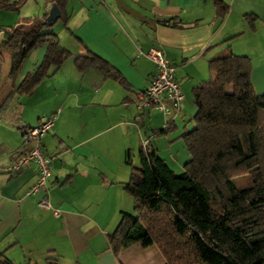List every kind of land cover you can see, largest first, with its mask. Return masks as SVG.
Wrapping results in <instances>:
<instances>
[{"label":"crops","instance_id":"crops-1","mask_svg":"<svg viewBox=\"0 0 264 264\" xmlns=\"http://www.w3.org/2000/svg\"><path fill=\"white\" fill-rule=\"evenodd\" d=\"M214 1L67 0L66 22H57L62 47L72 55L92 53L124 78L128 90L94 68L79 73L72 57L32 95H17V123L7 120L0 103V253L16 264H165L153 246L131 245L118 256L108 248L106 236L120 213H132L133 203L123 190L130 174L126 156L131 159L143 144L157 153L151 138L156 130L171 124V132L177 131L175 120L182 124V116L189 118L184 124L189 123L196 112L191 91L211 79L207 63L212 58L227 52L248 57L253 93L264 94V0H218L227 7L223 17L216 15ZM53 3L24 0L19 11L43 19ZM1 13L14 26L22 21ZM244 16L253 19L252 29ZM166 18H175L180 28L158 22ZM39 49L27 73L42 59L44 49ZM153 49L173 67L184 98L178 112L167 117L152 108H135L136 95L156 75L145 57ZM225 91L230 93V87ZM54 114V126L42 138L51 176L29 196L38 177L36 165L14 173L6 169L23 154L21 133ZM186 128L183 125L173 141L180 140ZM41 201L49 208H42Z\"/></svg>","mask_w":264,"mask_h":264},{"label":"trees","instance_id":"trees-1","mask_svg":"<svg viewBox=\"0 0 264 264\" xmlns=\"http://www.w3.org/2000/svg\"><path fill=\"white\" fill-rule=\"evenodd\" d=\"M53 2L60 10L56 23L65 24L67 0ZM23 3L1 0L0 11H19ZM213 6L223 17L227 7L218 0ZM44 19L24 18L0 31V54L2 50L10 54L11 81L29 53L44 48L40 63L15 88L18 96L32 95L72 57L79 73L94 68L102 78L128 90L124 78L92 53L72 55L60 46ZM244 19L252 29L253 19ZM158 22L180 28L175 18ZM250 62L227 52L207 63L211 79L191 91L196 111L189 120L192 128L178 136L188 155L181 173L170 171L150 148L138 149L137 165L126 156L130 174L123 190L133 207L131 214L120 213L113 232L106 236L113 255L140 244L155 247L165 264H264V94L253 93ZM170 128L166 125L153 136L168 135ZM0 264L16 263L0 253Z\"/></svg>","mask_w":264,"mask_h":264},{"label":"built area","instance_id":"built-area-1","mask_svg":"<svg viewBox=\"0 0 264 264\" xmlns=\"http://www.w3.org/2000/svg\"><path fill=\"white\" fill-rule=\"evenodd\" d=\"M145 57L154 64L156 75L146 90L136 95L135 108L140 112L152 108V110L160 112L166 117L171 114V111L178 112L177 110L184 98L180 86L173 78V67L164 59L159 50H149ZM56 117L57 114L51 115L37 126L28 128L21 133L23 154L6 169L7 172L14 173L28 164L36 165L38 177L36 183L27 193L29 196L36 194L40 188L45 187L51 176L50 161L44 155L42 138L52 130ZM141 148L144 150L145 144ZM39 205L45 209L49 208L45 201H41ZM58 214L56 211L55 215L58 216Z\"/></svg>","mask_w":264,"mask_h":264},{"label":"rangeland","instance_id":"rangeland-1","mask_svg":"<svg viewBox=\"0 0 264 264\" xmlns=\"http://www.w3.org/2000/svg\"><path fill=\"white\" fill-rule=\"evenodd\" d=\"M31 11H32L31 7L26 8V13H30ZM1 12H2L1 13L2 16L3 14H13V16H16L20 20H23L24 18H30L29 16H22L21 15L22 13H20V11H14L12 13H6L5 11H1ZM26 15H29V14H26ZM4 16H10V15H4ZM9 21L10 20L7 17H0V31L2 30V26L12 27L13 24L12 23L9 24ZM61 28L62 27L60 23H55L52 26H49L47 30L53 31L57 35V33L59 32L61 33ZM60 46H64L63 41L60 42ZM39 48H43V47H37L29 53L28 57L26 58L24 62L22 70L20 71V73L17 75V77L13 81L8 79V72H9V66H10V54L9 52L5 50L1 51V54H0V103L2 104L1 107L4 111V116L7 117V120L9 122H12V123L18 122L17 113H16L17 112L16 103L17 101L20 102V98L15 93V88L17 87L19 82L23 79V77L26 75L29 67H33L34 65L33 63H35L34 61H36V55L38 54V52H40ZM69 60H72V59L70 58ZM22 100L23 99L21 98V102ZM159 119H161V117H159ZM188 119L189 118H185L184 116H182V120L184 122ZM184 122L181 124L179 118L176 119L175 123L178 124L179 128H177V131L169 133V135L157 136V137H153V135L151 136V138H153L152 143H154L157 146V156L161 158L164 161V163H166L170 171L176 174L182 172V167L188 160L187 152L186 150H184L183 145L180 142V140L173 141L176 138V135L178 134V132H180L183 125H186L187 130L192 128L191 123L184 124ZM136 155H137V151L135 148V150L133 151V155L131 157V164L133 165H137ZM172 158L175 159L176 164L172 162L171 160ZM128 198L130 200V197Z\"/></svg>","mask_w":264,"mask_h":264},{"label":"water","instance_id":"water-1","mask_svg":"<svg viewBox=\"0 0 264 264\" xmlns=\"http://www.w3.org/2000/svg\"><path fill=\"white\" fill-rule=\"evenodd\" d=\"M60 18V10L57 7V5L55 3H53L49 9V12L47 14V16L44 19V22L48 25V26H52L53 24L56 23V21Z\"/></svg>","mask_w":264,"mask_h":264}]
</instances>
